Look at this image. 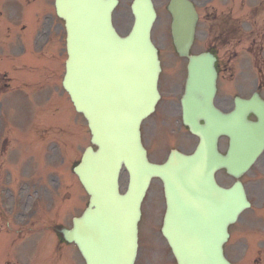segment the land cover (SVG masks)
Here are the masks:
<instances>
[{"label": "water", "instance_id": "obj_1", "mask_svg": "<svg viewBox=\"0 0 264 264\" xmlns=\"http://www.w3.org/2000/svg\"><path fill=\"white\" fill-rule=\"evenodd\" d=\"M118 0H56L65 21L66 72L63 85L91 130L89 146L74 172L90 195L87 208L64 228L66 240L79 247L86 264H135L142 202L153 178L163 181L167 210L162 232L178 264H231L223 244L230 224L250 206L238 180L223 188L218 168L240 177L264 146V130L236 110L223 114L213 105L217 72L213 64L191 58L185 98V122L201 137L196 151H173L168 161L152 163L141 141V124L154 112L161 62L151 39L157 17L152 0H134L133 26L118 33L112 14ZM172 33L181 55H189L197 14L187 0H172ZM205 120V123L201 122ZM231 136L226 156L217 140ZM128 172L122 192L120 176Z\"/></svg>", "mask_w": 264, "mask_h": 264}, {"label": "rangeland", "instance_id": "obj_2", "mask_svg": "<svg viewBox=\"0 0 264 264\" xmlns=\"http://www.w3.org/2000/svg\"><path fill=\"white\" fill-rule=\"evenodd\" d=\"M123 3L116 9L114 13V23L117 29L122 33L126 34L133 23V16L131 11L128 10L126 4L130 0H122ZM162 0H157L161 2ZM40 16L43 12L39 13ZM23 24L27 25V29L23 32V37L26 38L28 42H24V45L19 43V80L29 76L32 78H38L39 74L44 73L43 68L47 66L51 67V70L64 72V60L66 58V53L64 49V36L65 32L62 31L63 36L61 44L62 46V68H61V58L58 57V48L54 44H50L47 47L46 53L42 54L41 50H37L38 55L32 52V43L35 39V35L38 30V25L35 19V13L28 15L25 18ZM43 26V21L39 22ZM170 16L167 13L164 6L158 7V17L153 30V38L157 46L162 50L163 56H167L168 53H174L171 34H170ZM21 27L19 26V32ZM204 32L202 29L199 30V36H203ZM25 48L27 49L25 51ZM56 49V51L54 50ZM48 53L53 54L55 57L51 56L47 59ZM22 63H28L31 66L39 67L42 70L36 71L34 69L24 68ZM170 74V72L168 73ZM177 71L173 72L171 75L175 76ZM167 75L165 73L164 77ZM30 79L29 83L32 84ZM164 80V78H163ZM52 92L49 93L51 95ZM39 106V105H37ZM32 105L19 106L17 110L13 109L12 114L9 115L14 118L10 122L3 121V125L0 122V133L9 134L11 132L19 133V116L24 112L25 121L24 127L30 122L33 113ZM41 109L47 108L41 104ZM52 116H62L63 109L61 105L54 104L52 106ZM43 113V112H42ZM69 113V112H67ZM65 115V114H64ZM22 116V115H21ZM49 120V118H47ZM64 120V119H63ZM66 121V120H65ZM24 123V122H22ZM59 125L54 128L53 134L46 141L45 145L38 146L36 153L30 148H22L16 150L17 141L10 139H5L7 141V146L5 149L2 147L4 140H0V264H84L79 256V253L75 251L76 256L71 251H74V246L69 245L66 247L62 245L55 234L45 233L42 230L49 226L48 220L49 216L55 214V211L59 209L54 197H51V190L47 181L45 180V171L47 166L41 165L35 158V155L41 154L48 159V164L52 165L63 161L62 165L67 164L71 161V166L80 158L81 153L84 148L90 144V131L87 126L86 120L81 114L75 112L71 109V114L69 118V123L62 124L59 120ZM156 123L152 119L144 123V139L153 148L157 142L156 133ZM29 124V123H28ZM29 127L32 125L29 124ZM69 126V127H67ZM64 127L70 130L71 142L61 134ZM161 145L164 142L161 141ZM3 148V150H2ZM162 146L158 155L160 157L164 156L162 154ZM45 150V152H43ZM6 154V155H5ZM53 164V165H54ZM259 170L264 171V163L259 165ZM70 168V166H68ZM51 168V167H49ZM61 168V167H59ZM55 177L58 183L61 182L62 173L56 172ZM20 177L25 178V181H21ZM250 176L248 179H251ZM64 180L65 185H70L71 194L66 199H63V195H56L57 201L63 203L64 201L70 205V208L65 210L61 218L64 223L69 226L72 223V216H76L82 211L88 201V195L81 188L78 178L71 172V174H65ZM247 180V179H246ZM254 180V179H252ZM251 180L249 185L250 191L255 199L256 192L264 193V177L258 184H254ZM127 181V176L124 177L122 185L125 186ZM226 181V185H230L233 182L232 178ZM59 191V190H58ZM264 195V194H263ZM38 196V197H37ZM70 200V201H69ZM38 203V204H37ZM164 202L162 197V190L159 183H154L147 200L144 205V222L141 225V240H140V252L136 264H176L172 254L167 247L161 232V220L164 209ZM261 205L259 203L255 204L253 208L247 210L243 216L244 221H248L250 228L254 229L256 232L259 231L260 226L264 225V221H261L257 217V212ZM44 208V209H43ZM70 210L71 215L69 219H64L67 216V211ZM45 213L46 219H43ZM250 215V218H247ZM53 219V218H52ZM44 220V221H43ZM36 221V222H35ZM39 221H43L38 225ZM244 221L242 224H244ZM35 222V223H34ZM59 221L56 220V224ZM34 223V225H33ZM38 225V227H37ZM32 226L34 228H32ZM29 227L30 229H26ZM25 229L28 231H25ZM20 230H24L21 233ZM252 231L243 234L240 233L233 236L232 243L237 246L236 250L232 249L231 257L235 264H254L253 255L247 254L246 246V235L252 236ZM52 238V243L49 244V239ZM39 240V241H38ZM65 248V249H64ZM71 254V255H70ZM252 258V259H251Z\"/></svg>", "mask_w": 264, "mask_h": 264}, {"label": "flooded vegetation", "instance_id": "obj_3", "mask_svg": "<svg viewBox=\"0 0 264 264\" xmlns=\"http://www.w3.org/2000/svg\"><path fill=\"white\" fill-rule=\"evenodd\" d=\"M192 1L200 14L199 29L204 32L203 36L195 40V54L210 51L217 59V106L230 111L235 107L237 97L244 102L256 98L264 101V0ZM154 2L156 4V0ZM165 3L166 0H162V4ZM40 8L55 10L54 0H0V96L9 88V73L6 69L8 63L14 66L19 61V9L42 11ZM187 64V59L167 63L168 66L177 65L186 70ZM12 70L19 71L18 68ZM182 70L181 68L178 73ZM178 73L166 76L163 84H160L161 100L154 120V123L157 121L161 125L164 146L169 145L164 152L166 157L171 149L194 147L199 140L182 121V97L186 78ZM261 109L262 106L260 111ZM249 112V118L259 120L254 111ZM223 144L226 147L229 145L228 137L220 139V146ZM261 161L264 162V156ZM217 175L220 182L226 175L229 176L226 170H220ZM259 176L254 171V184L259 182ZM247 190L252 201L253 196ZM260 199L261 196H258L257 200ZM260 245L264 248L263 239ZM232 246L230 239L226 246L229 258ZM255 262L264 264V256L255 259Z\"/></svg>", "mask_w": 264, "mask_h": 264}]
</instances>
